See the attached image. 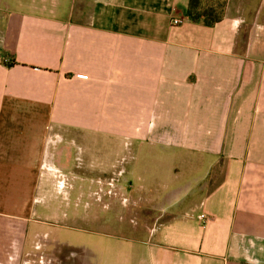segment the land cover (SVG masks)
<instances>
[{"label":"crops","instance_id":"1","mask_svg":"<svg viewBox=\"0 0 264 264\" xmlns=\"http://www.w3.org/2000/svg\"><path fill=\"white\" fill-rule=\"evenodd\" d=\"M187 4L0 0V264H78L32 203L99 140L150 218L124 264H264V0L211 27Z\"/></svg>","mask_w":264,"mask_h":264},{"label":"rangeland","instance_id":"2","mask_svg":"<svg viewBox=\"0 0 264 264\" xmlns=\"http://www.w3.org/2000/svg\"><path fill=\"white\" fill-rule=\"evenodd\" d=\"M103 143L99 140L87 148L80 142L72 148L79 164V168L73 170L75 175L70 174V169H49L53 178L48 184L47 197L37 196L32 203L34 219L44 222L39 224L41 231L49 235L42 241L55 236L71 242L72 246L61 251L62 256L78 264H86V254H82L87 247L91 251L94 248L95 264H124L120 257L125 244L129 243L126 237L136 235L132 229L135 226L146 221L150 223L149 216L132 206L130 192L123 200L119 185L113 181L109 183L110 179L119 178V168L116 158H111L107 151L109 146ZM110 164L113 167H109ZM70 175L77 178L67 180ZM82 178L88 180L87 184H83ZM104 242L111 245L105 255ZM40 255L47 258L54 253L41 250ZM89 262L92 263L91 259Z\"/></svg>","mask_w":264,"mask_h":264},{"label":"trees","instance_id":"3","mask_svg":"<svg viewBox=\"0 0 264 264\" xmlns=\"http://www.w3.org/2000/svg\"><path fill=\"white\" fill-rule=\"evenodd\" d=\"M226 2L227 0H188L185 14L191 22L201 21L205 26L211 27L222 19ZM14 63L11 61L8 65Z\"/></svg>","mask_w":264,"mask_h":264},{"label":"built area","instance_id":"4","mask_svg":"<svg viewBox=\"0 0 264 264\" xmlns=\"http://www.w3.org/2000/svg\"><path fill=\"white\" fill-rule=\"evenodd\" d=\"M182 23V20L180 18H173L172 19V24L174 25H179Z\"/></svg>","mask_w":264,"mask_h":264}]
</instances>
